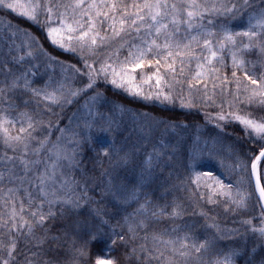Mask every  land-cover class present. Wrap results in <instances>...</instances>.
I'll use <instances>...</instances> for the list:
<instances>
[{
  "label": "snow or ice",
  "instance_id": "snow-or-ice-1",
  "mask_svg": "<svg viewBox=\"0 0 264 264\" xmlns=\"http://www.w3.org/2000/svg\"><path fill=\"white\" fill-rule=\"evenodd\" d=\"M9 10L34 22L52 46L77 54L79 59L75 64L59 61L34 33L10 21H0V104L4 105L0 110V143L5 146L4 153L0 155V205L5 209L0 212V237L8 236L7 243L0 238V264H14L16 261L18 236L37 240V247L42 244L48 238V231L45 230L44 236L37 237L35 230L44 228L46 220L56 218V209H59L61 217H65L73 209L91 202L87 181L81 185L75 177L62 171L64 179L57 186L54 176L56 168L63 167L61 161L66 162L69 170L79 164L76 148L62 143L65 134H69L78 147L81 140L91 139L93 129L114 137L119 127L111 115L93 112L102 96L96 91L98 80L102 77L134 97L175 104L174 84L161 74V67L168 70L172 81L182 83L177 77L176 64L181 65L179 72L183 75L185 64H191L193 60L197 69L193 80L197 83L212 81V94L207 91L203 94L204 105L211 106L208 104L211 101L220 109L214 115L206 114V118L215 121V126L221 131L225 123H237L247 138L245 142L251 146L246 149L243 146H228L232 160L229 174L235 179L225 183L211 172L196 171L193 167L192 162L205 155L209 158L219 155L223 148L218 134L210 140L205 139L203 144L197 135L188 151V168L194 178L187 176L180 180V184L185 188L189 181L196 185L193 193L201 186L209 189L207 200L211 204L217 203L216 196L224 198L225 212L241 215V218L233 220V227H228L217 223L215 217L209 218L208 213L201 209L200 215L210 220L204 226L205 230L214 228L221 239H239L240 243L229 249H217L216 236L201 239L196 233L195 223H186L174 227L171 232L154 233L152 240L157 245L154 250H148L146 244L139 245V248L146 253V258L155 259L160 264H236L238 256H251L249 247L255 251L264 245V72L257 74L248 67L251 65L254 69L257 64L264 67V0H0V12L7 16ZM125 36L132 37V40L125 39ZM117 40L119 46L107 48L108 54L103 59H92L102 47ZM137 40L139 43L135 42ZM125 47L128 48V55L121 61L119 55ZM198 48L200 51L196 50ZM253 50L260 57L256 61L245 58V54ZM225 52L231 54L232 80L227 75H219L221 69L217 65L225 64ZM81 63L83 67L78 66ZM145 66L154 67L155 71L137 83L136 70ZM56 67L60 69L61 79H56L54 73L48 71ZM240 70H243L244 81L248 83L237 75ZM153 79L155 91L149 84ZM188 83L191 89L192 81ZM233 83L235 91L232 90ZM144 84H149V91L144 90ZM204 87L207 89V84ZM89 92L93 94L88 96L85 107L89 115L98 119H85L77 124V130L71 132L56 126L61 135L52 141L54 126L51 120L44 132L40 126L45 121L37 119L42 115L39 112L41 103L47 102L44 106L52 112L53 105L63 109L64 105L74 102L73 98L81 94L87 96ZM16 94L29 95L30 99L23 101L24 108L28 109L31 102L35 104L36 111L24 110L18 113V119L12 117L10 112L17 111V105L9 101ZM217 95L220 97L218 103ZM178 98L181 107L196 106L191 93L188 99L183 95ZM116 107L119 106L114 104L113 108ZM120 111L125 109L120 107ZM53 115L56 113L53 112ZM144 116L147 136L161 125L165 133L168 128L175 130L181 127L162 119L154 118L149 122L147 114ZM17 124L18 131L12 134ZM38 129L42 132L41 136L34 135ZM168 147L164 145L165 149ZM172 148L175 151L174 145ZM97 152L108 158L114 171L129 165L136 166L134 152L117 148L114 142L98 146ZM42 153L47 155V160L42 158ZM53 156L55 160L49 165L48 160ZM165 156L168 160L174 158L153 144L152 153L139 162V180L152 176L157 167L163 169L161 161ZM41 163L44 164L43 171L38 168ZM103 175L109 176L104 191L112 192L124 203L129 199H138L137 194L143 191L142 183H137L129 191L126 185H116L110 173ZM177 179H180L179 176ZM167 191L165 188V194L158 198L144 193V202L137 211L124 217L123 224L118 225L121 228L127 226L131 234L127 239L134 240L138 229H147L150 220L160 217L175 220L185 214V207L176 199L167 202ZM200 199H204L203 194ZM250 207L259 208V225L254 223L256 217L242 215ZM169 208L171 211H168ZM94 214L98 222L87 218L75 222L78 231L73 233L71 259L64 264H89V244L99 239L102 232L112 244H116L113 235L127 243L126 235L116 233L114 227L110 233L104 231L103 226L108 225L109 220L103 218L99 209ZM51 238L60 239L57 236ZM135 252L136 247H133L132 253ZM208 254H211V259ZM31 255L37 259L26 257L24 264H39L40 253L33 252ZM254 262L255 257L252 256L248 264ZM44 264L60 262L44 260ZM95 264H119V261L98 258ZM260 264H264V259Z\"/></svg>",
  "mask_w": 264,
  "mask_h": 264
},
{
  "label": "trees",
  "instance_id": "trees-1",
  "mask_svg": "<svg viewBox=\"0 0 264 264\" xmlns=\"http://www.w3.org/2000/svg\"><path fill=\"white\" fill-rule=\"evenodd\" d=\"M10 13V10H9ZM0 21H10L14 25H19L22 29H26L34 33L40 38L41 43L48 52L59 61L66 63H77L79 57L77 54L69 53L61 50L57 47L52 46L46 35L39 27L35 25L34 22L27 21L26 19L19 17L15 13H10L5 16L3 12H0ZM227 22V21H225ZM134 36V34H133ZM125 39L132 40V37L125 36ZM139 43V41H135ZM119 46V40L112 42L110 45L102 47L96 57L92 59H103L108 53L107 48H116ZM200 51V49H196ZM128 55V48L125 47L121 49L119 59L123 61ZM225 64L220 67L221 71L219 75L223 77L227 75L230 80L231 73L234 70L231 61V54L225 52ZM245 58L251 61H256L260 57L258 52L253 50L245 54ZM115 59V57H114ZM78 66L83 67L82 63ZM98 66V65H97ZM179 63L176 64L177 77L182 81V83H175L171 79V74L164 67H161V74L164 75L170 82L174 84V94L177 95L175 104L171 102H165L162 100L151 99L144 100L141 97H134L123 91L122 89H117L110 83L103 80L101 77L98 80V88L96 91L102 93V96L96 102L93 112H99L105 116L111 115L116 124L119 125L116 130L114 137L113 135L105 134L93 129L90 133L91 139L81 140L79 146L73 142L69 134H65L62 143L67 144L69 148H76L77 160L79 161L78 166L68 169L66 162L61 161L63 167H57L55 170L54 180L59 185V182L64 179L61 172L66 175L75 177L81 185L87 181V191L91 198V202L82 206L79 209H73L71 213L65 217H61L59 214V209H56V218H50L44 222V228H36V236H44L45 230L48 231V238L44 240L42 244L37 247V240L31 237L25 238L24 236H18V247L16 249L17 259L14 264H24L25 258L37 259L31 254L33 252H39V264H44V260L51 262L59 261L60 264H64L65 261L71 259L70 246L74 239L73 233L78 231L76 227V221H83L85 218L93 222H98V218L95 216V210L103 214L104 219L109 220L108 225H104L103 229L105 232H111L112 228H115L116 233L121 235H126L130 237L131 234L128 233L127 226L123 228L118 226L123 224L124 217L129 216V214L135 213L140 207V204L144 202V193H148L153 198H158L162 194H165V188L168 189L166 196L167 202H171L176 199L177 202L181 203L186 212L180 218L172 220L167 217H160L155 220L149 221V226L147 229H138L136 238L127 239V243L120 241L115 235L112 236L113 240H116V244H112L108 239L107 235L103 232L101 237L95 241H91L89 244V264H95L96 259H116L119 264H160L159 261L155 259L146 258V253H142L139 245L146 244L148 250H154L157 246L152 240L154 233H162L166 230L171 232V230L176 226H183L186 223H195L196 233L203 239L205 236L211 238L216 236L217 249H229L234 245H239V239L223 238L221 239L216 233L214 228H208L205 230V225L210 222L206 220L205 217L200 215L201 209L208 213V217H215L217 223L221 225H227L228 227H233L232 221L239 220L241 215L234 214L232 212H225V199L216 196L215 199L217 203H208L207 197L210 195L209 189L201 186L198 191L193 193L192 190L196 189V185L191 184L185 188L180 184V180L185 177L192 175L193 173L189 170L188 164V151L192 146L193 141L196 139L197 135L200 136V143L203 144L205 139H209L217 134L223 141V148L219 151V155H215L209 158L207 155L201 157L197 161L192 162L193 167L196 171L200 172H211L214 176L221 178L225 183L234 182V175L230 176L229 168L232 164V160L229 158L228 146H243L245 149L251 146L246 143V137L243 135V130L237 123H225L223 131L215 126V121H209L206 118V114L214 115L219 112L220 109L211 101L208 102L211 106H205L203 103V94L205 91L209 95L212 94V81L205 80L197 83L193 80V76L196 72V61L193 60L191 64H185L184 73L180 75ZM249 70L255 71L257 74L264 72V67L259 64L253 69L251 65H248ZM43 72V69H41ZM49 73H54L56 79H61L60 69L49 68ZM155 71L154 67H142L136 70L137 82L140 83L142 79H146L147 75H150ZM237 75L244 83L243 70L238 71ZM46 78V77H45ZM154 80V79H153ZM151 81V90L155 91V80ZM189 81H192L193 87L189 89ZM71 83V81H70ZM207 84V89L204 85ZM144 90L147 92V86L144 85ZM232 90L235 91V84H232ZM219 93V89H216ZM189 93H191V98L195 100L196 106L191 108L181 107L179 101V95H183L185 99L189 98ZM93 93L89 92L88 95L81 94L78 97L73 98L74 102L71 105H64L63 109L58 106H52V112H49L45 108V103L42 102L39 108V112L42 115L38 116L37 119H42L45 124L41 125L40 128L46 132L48 129L46 124L51 120L53 124V135L51 140L55 141L57 136L61 133L57 130L59 128H67L69 132L72 130H77V124L82 123L83 120L88 119H98V117H93L88 114V108L85 107L88 96ZM25 99H30L29 95L16 94L12 101L9 103H15L17 105V111L10 112V115L15 118L18 117V113L24 110L36 111V106L34 103H29L28 109L24 108L23 101ZM219 95L216 96L217 103L219 102ZM119 107L113 108V105ZM120 107H123L125 111L121 112ZM4 105L0 104V110H3ZM53 112L56 115H53ZM144 114H147V121L151 122L155 119L167 120L171 123L181 125V127L175 130L168 128L167 132H164V126L161 125L154 129L150 136H147L146 129V118ZM199 127V132L197 128ZM19 124L17 128L12 130V134H16L18 131ZM34 135L41 136L42 132L38 129ZM147 136V139H146ZM163 143H160V141ZM115 143L117 148H123L125 151H132L135 154V165H129L127 168L116 169L112 168L111 163L107 157L98 155L97 148L100 145H107L109 143ZM35 143V142H34ZM153 144H156L159 148L163 149L167 153H170L174 158L168 160L167 156L163 158L161 163L163 164V169L157 167L152 176L148 177L144 181L139 180V162L141 160H146L148 154L152 153ZM164 145H169L168 148H164ZM175 146V151H173L172 146ZM136 149H139L136 152ZM5 151V146L0 143V155ZM11 155V151L8 152ZM42 158L47 160V155L45 153L41 154ZM35 159V157H32ZM52 160H55L53 156L51 160H48L50 165ZM38 168L43 171L44 164L38 165ZM108 172L111 174L112 179L116 185H126L127 189L130 191L134 185L137 183L143 184V191L139 192L138 199H129L127 203L118 200L112 192H105L104 187L109 181V176L103 175V173ZM171 172V177L169 178V173ZM179 176L180 179H177ZM208 179V178H203ZM175 186V187H173ZM201 194H203L204 199H200ZM121 195H126L122 193ZM161 203L165 201H160ZM83 204V202H82ZM18 206V205H17ZM10 207V206H9ZM47 210V206H45ZM5 209L0 205V212H4ZM168 211H171L169 208ZM242 215L256 217L254 223L259 225V208H249L247 213ZM139 219V217H137ZM243 231V229H241ZM2 231V230H0ZM26 231V229H25ZM67 232V235H65ZM147 232V240H145V233ZM176 233H173L175 235ZM13 235H16L13 233ZM60 237L59 240H53L51 237ZM2 238L5 243L8 242V236L4 235ZM165 239L168 238L167 235L164 236ZM136 247V252L132 253V248ZM251 252V256L247 254L240 255L236 258V264H248V260L255 257L254 264H260L261 260L264 259V245L252 251L251 247L248 249ZM141 257V258H138ZM208 258L211 259V254H208ZM177 259H180L179 257Z\"/></svg>",
  "mask_w": 264,
  "mask_h": 264
},
{
  "label": "rangeland",
  "instance_id": "rangeland-1",
  "mask_svg": "<svg viewBox=\"0 0 264 264\" xmlns=\"http://www.w3.org/2000/svg\"><path fill=\"white\" fill-rule=\"evenodd\" d=\"M153 82H154V80H153ZM138 83V82H137ZM151 83V81L149 82V84ZM149 84H144V85H146L147 86V91H149ZM144 85H143V88H144ZM150 85H152V84H150Z\"/></svg>",
  "mask_w": 264,
  "mask_h": 264
}]
</instances>
